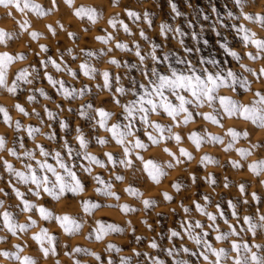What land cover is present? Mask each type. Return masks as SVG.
<instances>
[{"label":"rangeland","instance_id":"1","mask_svg":"<svg viewBox=\"0 0 264 264\" xmlns=\"http://www.w3.org/2000/svg\"><path fill=\"white\" fill-rule=\"evenodd\" d=\"M33 2L39 5L47 14L37 15L36 12L31 10H25L22 13L15 7L6 9L0 6V31L11 33L13 36L12 39L6 38L4 42H0V55L7 53L11 56L23 55L26 57L25 59L14 60L6 66V79L9 85L19 70L24 68L31 70L32 67H36L39 78L34 81V85L23 87L24 89L43 88L51 99H46L34 91L21 90L16 95H13L5 89H0V106L8 111L12 121L11 126L5 124L3 122V113H0V135L6 134V144L8 147L19 150L16 140L23 138L26 147L35 151L33 149L34 144L47 145L49 148L55 147L58 140L49 141L46 135L49 131H55L58 139L63 136L75 147L77 142L73 139L75 135L73 130L79 125L83 128L85 135L91 138L88 151L98 159L104 161V167L99 165L92 167L93 175H99L101 179L110 183L112 191L116 193V196H102L95 191L98 185H96L92 178L88 177L86 173L79 172L78 175L85 183V190L76 195L67 193L59 200H55L47 195L35 197L27 191L29 185L18 184L17 186L25 193L30 202L37 204L38 207L44 206L54 216L68 215L76 219L81 224V228L75 233L65 232L59 222L45 220L40 216L38 208L33 209L31 212L22 213L16 217L19 223L30 222L29 217L36 222L26 234H18L16 237H13L10 233L6 235L5 232L0 231V236H5L4 242H0V251L14 249L19 244L24 248L22 255L34 257L37 259L38 264H57V262L58 264H75L76 261H80V264H107L110 258L113 260V264H119L120 256L129 257L133 261V264H137L138 261H143L144 257H136L133 249L137 252L147 253L148 255H157L161 250L151 249L149 242L152 239H156L157 243L163 247L170 246L173 241L164 239L170 229L182 232V237L174 238L175 244H184V246L190 249L194 248V242L189 240L186 233H183V230L180 229L181 221L187 220L193 224L199 221L205 226V229L209 221L205 215L195 211L192 204L193 201H199L206 211L211 212L213 215H217L216 205L218 204L219 209L224 212V216H218L216 222L220 230H228V225L224 222L227 220L239 232L238 236L230 237L227 241H216L215 236L217 233L214 230L210 231L208 239L209 243H212L214 247H223L229 251L230 255H234L229 248L232 240L237 242L246 241L250 246L259 244L264 248V232H258L253 237L251 232L244 231L243 229H246L247 225L238 223L232 216V209L228 206V201L230 200L237 204L238 214L241 218L245 215H252L257 210L260 213H264V184L260 183L261 180H264V174L258 176L249 167L252 163L264 160V147L251 149L252 144H264V128H260L250 120H245L243 117L235 115L219 116V124L196 116L188 125H180L174 128V131L181 136L179 144L173 140L164 141L160 145H152L147 141L146 137L141 135V139L149 143V147L147 149H136L128 157L133 160V167L124 168L119 164L113 165L108 163L103 156V153L112 152L116 154L117 159L120 158L119 153L121 149L120 146L115 144V141H111L105 145H99L95 142L97 135L107 139L110 133H106L104 129H90L89 124L82 118H78L74 112L68 111V108L75 110L83 103L85 98H95L97 104L105 102L103 106L106 110H112L116 113L120 111L117 106L109 102L110 97L108 92L100 87L103 83L101 75L97 74L95 79H89L81 71L74 78L70 73L63 71L65 66L71 68L73 71L78 70V65L86 59L81 53V49L96 53L92 58L87 59H90L91 65L98 70V73L107 70L112 74L123 75L124 69L111 65L109 60L115 58L122 62H135L137 59L134 56L135 43H140L142 50H147L148 48V42L139 36V30L142 28L149 37V40L163 45L164 51L173 49L176 50L177 54L182 55L183 52L178 43L179 37L170 36L165 41L158 34V25L162 21L170 22L174 26L180 25L187 33L183 37L187 46L199 47L201 49L199 55L221 61L225 67L238 68V64L233 61V58L220 47L225 38L232 49L242 55L243 62L253 68L254 71L264 67V60L251 61L247 58L245 54L250 51L254 52V46L245 48L241 43L240 37L235 35L233 29H222V36L217 37L215 32L209 27L215 19V15L210 12L212 4L216 5L217 12L221 17L226 18L227 12L230 10L233 11L234 15H239V9L232 8V0H191L193 8H189L185 0H176L178 9L185 14L179 18H176L171 13L168 0H119L118 4H114L113 0H73L71 6L65 3V0H57L55 8L51 11H48L51 7V0H33ZM80 7L94 9L97 12L95 21L89 20L87 16H77L75 13ZM127 10H136L141 13L148 10L153 19V27L149 28L142 19L140 21L130 19L127 16ZM245 11L264 14V0H252V5L246 7ZM204 15H208L210 19L204 21ZM113 17L122 20L129 27L131 34L125 33L123 27L119 24L116 28H113L108 23ZM26 21L25 28H21L20 26ZM189 21H194L192 28L188 27ZM232 23V20H228L229 25ZM238 23L244 24L245 27L255 32L258 37H264V27H261L259 24L246 22L242 18ZM201 26H203L204 31L200 34V38L198 40L191 39L190 33L193 31L200 32ZM50 28L55 30V34L49 30ZM33 31L39 33L35 39L31 36ZM69 32L75 35L69 36ZM109 35L113 39L109 40L107 44L97 39L98 36L107 37ZM204 40H208V44L205 45L203 43ZM117 42L128 44L129 48L133 49V52H125L115 48ZM41 46L47 48L48 52H42ZM109 49H112V51L109 52ZM68 50H71V55L68 54ZM47 57H51L61 64L60 72H57L51 64L45 70L40 61ZM195 58L196 54H193L192 59ZM45 71L54 79L63 80L69 88L79 89L81 86H87L90 91L86 93L85 98L77 97L69 102L55 88L49 85L44 75ZM241 74L248 76L250 80H254L255 82L251 86V91L241 88L234 98L242 104H249L253 102V92L264 90V84L261 83V79L264 78L252 77L248 73ZM135 75L139 78L138 72ZM123 82L127 83V80L125 79ZM96 93H99L98 97L95 96ZM222 94L232 95V93L226 90H222ZM28 95H34L36 97L35 100L31 103L28 102ZM16 103H19L30 113L32 108H35L41 112L44 120H47L46 115H44V108L46 107L48 110L57 113V120L62 118L68 122L70 128L67 130L60 129L57 120L52 122V129L43 127L38 123L35 116L25 117L19 113L15 108ZM57 105H60L64 110L60 111L57 109ZM201 111L211 112V109L205 105ZM152 118L156 119V116L153 115ZM116 119L117 117H113L110 123H114ZM16 121H20L24 128L18 130L16 140H14L13 129ZM161 122L167 125L170 123V119H163ZM29 126L41 127L44 135L27 136L26 129ZM229 129L248 133L247 138L241 136L237 139L230 150L226 148L231 141V137L228 134ZM193 132L206 136H219L223 140V144L205 142L197 148L193 141L189 139ZM165 147L177 156L180 155V149L183 148L191 154L192 159L186 160L181 157V159H185V163L175 165L168 152L163 151ZM236 149H250L251 154L246 159H243ZM137 154L143 157V161L135 158ZM205 155L212 157L218 163L200 164L201 158ZM0 158H2L0 159V188H4L10 194V197H4L0 194V199H4V206L7 210L16 214L17 209L15 206L18 200L14 193L11 192V188L7 183L9 177L3 170L2 163L6 159L17 170H23V164L17 157H13L2 150H0ZM148 160L162 166L166 173V175L160 177L159 183L153 182L147 172L143 170L144 161ZM170 161L174 164L172 168L167 167ZM229 161H237L241 167L234 168ZM48 162L55 165V161L50 157L48 158ZM33 163L35 162L33 161ZM80 163L87 165L89 162L81 159ZM189 173H194L197 176L198 179L195 185L189 179ZM117 174L122 175L124 179L121 181L115 180V175ZM209 174L216 180L217 183L215 185L210 186L204 179ZM226 177L229 183V187L227 188L224 187ZM177 180L181 181L184 185L179 193L172 187L173 183ZM240 183H244L246 186L244 195H241L239 192L238 185ZM129 187L139 190L143 193V196L137 197L131 195L127 191ZM165 192L173 197L171 202L163 199V193ZM252 193H256L260 197V202L251 199ZM204 194L210 195V201L201 199ZM148 198L154 199L157 202L154 210L145 211L143 209L142 200ZM245 198L249 200L247 205H244L242 202ZM84 201L99 203L102 207L85 212L82 206ZM181 204L192 207L193 210L186 216L180 207ZM125 205L130 208L139 209V211L126 213L123 211V206ZM173 209L175 210L174 212L172 211ZM0 211L3 210L0 209ZM158 213L161 215H157ZM255 219L256 217L253 216L254 221ZM0 220H2V217H0ZM145 221H147V224ZM97 222L115 224L123 229V231L111 232L103 236L101 240H96L93 230L98 226ZM148 224L152 225L151 229L147 227ZM41 229H47L48 233L56 238L58 244L55 255L50 254L49 257L45 258L38 251V245L32 239V236L38 234ZM137 236L141 237L139 242L135 240ZM112 245L121 250L119 252L107 251L108 247ZM77 247L86 249L87 253H75L73 249ZM200 250L199 247H196V251ZM254 250L256 249L254 248ZM93 252L101 257V261H97L90 254ZM160 258L164 259V255H161ZM172 259V257H168L166 264H171ZM192 260L195 261V264H202V258L200 257L193 256ZM0 264H9V261L6 258L0 257Z\"/></svg>","mask_w":264,"mask_h":264},{"label":"snow or ice","instance_id":"2","mask_svg":"<svg viewBox=\"0 0 264 264\" xmlns=\"http://www.w3.org/2000/svg\"><path fill=\"white\" fill-rule=\"evenodd\" d=\"M119 0H113L114 4H118ZM189 8H193L191 0H185ZM69 6L72 5L73 0H65ZM57 0H51V7L48 11L55 8ZM168 4L171 13L176 17H182L185 14L178 9L176 0H168ZM252 5V0H232V8L239 9V15H234L233 11L227 12V17H221L217 12L215 4L210 7V12L215 15L213 23L209 25L212 31L215 32L217 37L222 36V29L231 28L234 30L235 35L239 36L242 45L247 48L254 46V52H247L245 55L251 61L264 60V37H258L255 32H252L249 28L245 27L244 24L238 23L242 18L246 22H252L259 24L264 27V14L260 13H249L245 11L246 7ZM0 6L4 8L15 7L18 11L24 12L25 10H31L36 12L37 15H46L39 5L35 4L33 0H0ZM77 16H87L89 20L95 21L97 18V12L92 8L80 7L75 13ZM199 15V13H198ZM127 16L134 20L140 21L141 19L147 24L149 28L153 27V19L151 13L148 10L138 12L136 10H127ZM210 17L208 15L203 16L204 21H208ZM228 20H232L231 25L228 24ZM108 23L116 28L117 25L123 27L125 33H130L129 27L124 24L122 20L117 17H113ZM194 21L188 22V27H193ZM27 21L20 27L25 28ZM158 34L164 38L165 41L169 37H179L178 43L182 49L183 54H177L176 50L169 49L163 50L162 44L153 43L149 40V37L145 34V31L141 28L139 30V36L148 42L147 50H142L140 43H135L134 56L137 58L135 62H122L115 58H111L109 63L115 65L117 68H123V75L112 74L105 70L98 73V70L93 67L90 63V59L96 53L93 51H85L81 49V53L86 59L78 65V70L73 71L71 68L65 66L63 71L70 73L74 78L79 75V72H83L85 77L89 79H95L97 74L103 78L102 89L106 90L110 97V103L117 106L120 111L116 113L112 110H106L103 106L105 102L100 104L96 103L95 98H85L86 93L90 91L87 86H81L79 89L69 88L66 86L63 80L54 79L51 75L45 71L49 85L57 90V92L63 96L64 99L71 100L79 98H85L75 110L68 108L69 112H74L78 118H82L86 123L89 124L90 129H104L106 133H110V136L105 139L100 136L95 137V142L99 145L109 144L111 141H115L117 146H120V158L117 159L115 153L106 152L103 153L105 160L113 165L119 164L124 168H132L133 160L128 157L136 149H147L149 143H146L141 139V135L147 138V141L152 145H160L164 141H175L177 144L181 142V136L174 131L175 127L180 125H188L194 120L196 116H200L205 120L211 121L212 123L219 124L218 119L221 115L227 116H240L245 120H250L260 128H264V90L253 92V102L249 104H242L239 100L235 99V94L242 88L246 91L252 90V84L254 80H250L248 76H244L241 73H248L249 76L256 78H264V67L257 70L249 67L243 62L242 55L237 51L233 50L232 47L227 43L226 38L224 42L220 44V47L233 58L238 64V68L225 67L221 61L214 58L204 57L199 55L201 49L199 47H189L185 44L183 37L187 34L180 25H173L170 22L162 21L158 25ZM55 34L54 29H49ZM204 31L203 26L200 28V32L193 31L190 33L191 39L198 40L200 34ZM39 33L33 31L31 36L35 39ZM69 36L75 35L69 32ZM12 39L11 33L0 31V42H4L5 39ZM97 39L107 44L109 40L113 39L111 35L98 36ZM203 43L208 44V40H204ZM115 48L121 49L125 52H133V49L129 48L128 44L117 42ZM41 51L44 53L48 52V49L41 46ZM109 52L112 49L108 50ZM68 54L71 55V50H68ZM196 54V58L192 59V55ZM23 55L11 56L7 53L0 55V89H5L8 93L16 95L18 91L27 90L38 92L40 96H44L46 99H51L47 96L43 88L24 89L23 86H32L34 81L39 78V73L36 67L24 68L19 70L15 78L9 82L6 79V66L11 64L14 60L25 59ZM75 60V58H74ZM40 64L47 69L48 65H52L57 72L61 71V64L57 63L55 59L47 57L40 61ZM211 66V67H209ZM139 73V78L135 73ZM127 83H124V80ZM261 83L264 84V79H261ZM222 90H226L232 95L222 94ZM96 97L99 93L95 94ZM34 95H28L27 101L33 102L35 100ZM207 105L211 112H203L201 109ZM16 110L25 117L35 116L38 123L43 127L52 129V122L57 120V113L52 110L44 108V115L47 120L41 115V112L32 108L31 113L27 111L19 103L15 104ZM57 109L63 111L60 105H57ZM0 113H3V122L12 125L11 117L8 111L0 106ZM153 115L156 119H153ZM113 117H117L114 123H110ZM122 117V119H120ZM163 119H170L169 124H164L161 121ZM60 129L67 130L70 128V124L64 119L57 120ZM139 125V127H137ZM24 126L20 121H16L14 125V136L18 130H22ZM75 135L73 139L77 142L74 147L73 144L65 137L57 138L55 131H49L47 139L49 141L58 140L57 144L53 148H49L47 145L41 146L34 144L33 149L30 150L26 147L23 138L16 140L19 145V150L16 148L8 147L6 144V134L0 135V150L7 152L13 157H17L23 164V170H17L12 163H9L6 159L3 160V170L8 174V185L11 188V192L14 193L18 200L16 204L17 212L14 214L5 208L4 199H0V231L10 233L13 237L18 234H26L32 226L35 225V221L19 223L17 216L22 213L31 212L33 209H37L40 216L45 220H55L60 223V226L65 232L75 233L80 230L81 224L76 219L68 216H54L44 206H39L29 201L25 193L20 190L18 184L29 185L27 191L35 197H41L47 195L55 200H59L64 197L67 193L76 195L85 190V183L78 175L79 173H86L88 177L98 185L95 191L100 193L104 197H115L116 193L112 191V185L107 181L100 178L99 175H93L92 167L99 165L104 167V161L98 159L95 155L88 151L91 138L87 137L84 130L79 125L73 130ZM27 136L35 137L37 134L44 135L41 127H27ZM228 134L231 137V141L228 143L226 148L228 150L233 148L234 142L241 136L247 138L248 133L237 132L229 129ZM193 143L200 147L202 143H221L223 140L219 136H206L199 133L193 132L189 137ZM264 147V144H252L251 149H257ZM241 158L246 159L250 154V149H236ZM163 151L168 152L169 156L175 162V165L183 164L186 160H191L192 156L185 149H180V155L177 156L175 153L169 151L168 148H164ZM55 161V165L48 162V158ZM181 157L185 159H181ZM22 158V159H21ZM135 158L143 161V157L138 154ZM2 159V158H0ZM86 160L89 163L87 165L80 163V160ZM33 161L35 163H33ZM207 163H218L212 157L205 155L201 158L200 164L206 165ZM232 167H241L237 161H229ZM168 168L174 167V164L170 161L167 165ZM251 171L256 175L264 174V160L252 163L249 165ZM144 171L147 172L148 176L153 182L159 183L161 176L166 175L163 167L153 163L151 160L144 161ZM124 177L122 175H115V180L121 181ZM189 179L192 184L197 183V176L194 173H189ZM206 182L211 186L217 182L209 174L204 177ZM264 184V180L260 181ZM172 187L177 193L184 187L183 183L179 180L173 183ZM224 187H229L227 177L225 178ZM238 189L241 195L246 192V186L244 183L238 185ZM127 191L134 196L142 197L143 193L139 190L129 187ZM0 194L4 197H10L8 191L4 188H0ZM117 199H119L117 197ZM163 199L171 202L173 197L167 192L163 193ZM204 201H210L211 197L208 194H204L201 197ZM253 201L260 202V197L256 193L251 194ZM244 205L249 203V200L245 198L243 201ZM195 211L205 215L209 221L207 228L202 225L199 221L194 224L189 223L187 220H182L180 223V229L183 233H186L187 238L194 242V248L190 249L184 244L177 245L174 242V238L182 237V232L177 230H168V235L164 239L173 241L168 247H163L157 243L156 239H152L149 242L151 249H160V253L157 255H148L147 253H141L135 251L136 257H144L143 261H138L137 264H166L168 257H172L171 264H195L192 260L193 256L202 258V264H264V248L259 244L250 246L248 242L242 241L237 242L232 240L229 248L231 253L225 248H216L212 243H209V232L214 230L217 234L215 236L216 241H227L230 237L238 236L239 232L237 229L229 223L227 220L224 222L228 225L227 231H221L217 225L218 216L223 217L224 212L219 209V205H216L217 215H213L211 212H207L205 207L199 201L192 202ZM143 209L145 211L154 210L157 206V202L154 199L148 198L142 200ZM85 212H90L94 209L102 207L99 203L91 201H84L82 204ZM228 206L232 209V216L238 223L247 225L246 232H251L255 237L258 232H264V213H260L257 210L252 215H245L240 217L238 214L237 204L231 200L228 201ZM182 211L187 216L192 210V207L180 205ZM124 212H135L139 209L130 208L127 205L123 206ZM175 211L174 209L172 210ZM157 215H161L158 213ZM253 216L256 217L255 221ZM147 224V221H145ZM98 226L93 230L95 233V239L101 240L103 236L111 232H122L123 229L119 228L115 224H104L97 222ZM149 229L152 228L151 224H148ZM199 230V231H197ZM91 235V233H90ZM32 239L38 245V251L43 257H49V255L56 254V246L58 242L56 238L50 235L47 229H41L38 234H34ZM5 236H0V242H4ZM135 240L139 242L141 237H135ZM196 247L201 250L196 251ZM254 248L256 250H254ZM121 249L112 245L109 246L107 251L119 252ZM24 248L19 244L14 249H7L0 251V257L6 258L9 264H38L37 259L30 255H22ZM75 253L85 252L84 248H74ZM68 254V253H66ZM95 257L97 261H101V257L96 253H90ZM166 254V255H165ZM164 255V259L160 256ZM58 264V262H57ZM75 264H80V261H76ZM107 264H113V260L110 258ZM119 264H133V261L126 256L119 257Z\"/></svg>","mask_w":264,"mask_h":264}]
</instances>
